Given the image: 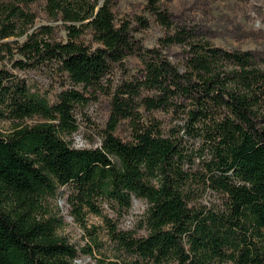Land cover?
Masks as SVG:
<instances>
[{
  "label": "trees",
  "instance_id": "16d2710c",
  "mask_svg": "<svg viewBox=\"0 0 264 264\" xmlns=\"http://www.w3.org/2000/svg\"><path fill=\"white\" fill-rule=\"evenodd\" d=\"M37 9L62 25L63 38L43 24L21 43L3 41L25 34ZM172 30L163 41L184 47L182 63L154 48L138 53L143 74L120 85L101 145L76 148L63 137L76 131L73 107L85 100L75 86L98 84L141 50L128 23L114 22L113 0H0V64L1 52L15 49L13 68L55 63L70 85L49 101L0 66V117L14 122L0 133V264H73L92 255L103 241L87 227V213L102 220L113 247L108 264H264V67L249 50L221 49L184 26ZM139 88L153 92L140 99L147 110L179 112L182 125L164 131L154 117L144 120L134 102ZM33 116L40 121L25 122ZM121 118L127 139L114 133ZM62 186L68 216L88 236L79 248L57 234L60 218L39 213ZM205 190L221 203L196 205ZM133 198L147 203L142 233L102 211L106 203L122 215Z\"/></svg>",
  "mask_w": 264,
  "mask_h": 264
},
{
  "label": "rangeland",
  "instance_id": "374dc122",
  "mask_svg": "<svg viewBox=\"0 0 264 264\" xmlns=\"http://www.w3.org/2000/svg\"><path fill=\"white\" fill-rule=\"evenodd\" d=\"M151 7L163 13L167 24L158 20ZM114 22H127L129 35L135 44L133 54L128 55L122 64H113L98 84L83 88L75 86L85 96V100L76 103L73 107V118L77 126L76 131L70 136H63L72 147L93 148L101 145L103 130L106 128L112 101L120 85L125 81L135 82L143 74L144 64L141 60L146 49L154 48L158 53L177 65L182 63L185 49L182 45L165 43L163 39L178 26H184L196 36H202L216 47L226 50H249L253 52L261 66L264 67V0H113ZM32 26L25 34L4 39L8 43L16 41L21 43L29 34L43 24L54 26L52 37L63 38L64 31L59 22H50L40 9ZM143 18V23L140 18ZM13 49L11 54L1 52L5 57L1 65H5L18 79H20L30 93H38L49 101H54L62 88L69 87L66 75L62 73L55 63L35 65L25 69H17L11 66L8 57L12 60L19 59L20 55ZM140 53V55L138 54ZM138 96L134 97L137 110L143 119L154 117L161 123L163 130L182 125V115L170 110H147L140 102L141 97L150 96L152 91L139 88ZM264 116V115H263ZM40 121L33 116L25 120L28 124ZM13 121L0 117V133H7L13 125ZM182 132V130H181ZM114 133L121 139L129 137L127 119H119ZM190 146L197 147V140L187 139ZM197 161V160H196ZM66 187L62 186L54 196H47L41 209V215L45 217H57L61 222L57 226L58 235L64 236L69 243L76 248L83 246L88 241V236L83 232L67 214L65 203ZM219 194L205 190L195 204L207 206L219 205ZM147 203L142 199L133 198L130 208L122 215L116 214L106 203L102 204L103 213L111 216L121 229H139L143 213ZM85 222L88 228L94 227L98 241H103L100 250H93L92 255L81 254L73 261V264H108L113 259V247L107 241L103 229V223L99 216L87 213Z\"/></svg>",
  "mask_w": 264,
  "mask_h": 264
}]
</instances>
